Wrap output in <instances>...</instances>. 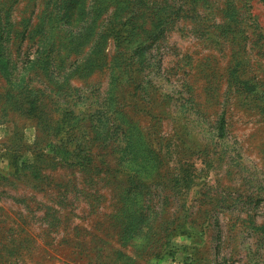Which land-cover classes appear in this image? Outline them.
<instances>
[{
	"label": "rangeland",
	"instance_id": "1",
	"mask_svg": "<svg viewBox=\"0 0 264 264\" xmlns=\"http://www.w3.org/2000/svg\"><path fill=\"white\" fill-rule=\"evenodd\" d=\"M0 264H264V0H0Z\"/></svg>",
	"mask_w": 264,
	"mask_h": 264
},
{
	"label": "trees",
	"instance_id": "2",
	"mask_svg": "<svg viewBox=\"0 0 264 264\" xmlns=\"http://www.w3.org/2000/svg\"><path fill=\"white\" fill-rule=\"evenodd\" d=\"M130 18H127V20H129ZM95 111V110H93ZM82 112V111H79ZM86 112V110L84 111V113ZM97 112V110L95 111V113ZM101 114H99L97 116V119L103 122L109 121L110 118L113 117V113L114 111L111 110L109 107H107L105 110L102 111H98ZM95 113L93 114V116L95 115ZM78 116V115H77ZM74 118H77L76 115H74ZM84 120V117H79L77 118V121H74L70 124H68L67 126H62L61 128H65V133H69L70 132V136L75 138L76 140L79 141V134L82 132V130H80L81 127H84V123H81V121ZM219 135H222L223 130H224V118L221 119L220 123H219ZM86 133V132H85Z\"/></svg>",
	"mask_w": 264,
	"mask_h": 264
}]
</instances>
